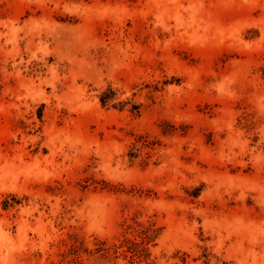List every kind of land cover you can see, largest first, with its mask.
<instances>
[{
  "label": "rangeland",
  "instance_id": "obj_1",
  "mask_svg": "<svg viewBox=\"0 0 264 264\" xmlns=\"http://www.w3.org/2000/svg\"><path fill=\"white\" fill-rule=\"evenodd\" d=\"M0 264H264V0H0Z\"/></svg>",
  "mask_w": 264,
  "mask_h": 264
},
{
  "label": "trees",
  "instance_id": "obj_2",
  "mask_svg": "<svg viewBox=\"0 0 264 264\" xmlns=\"http://www.w3.org/2000/svg\"><path fill=\"white\" fill-rule=\"evenodd\" d=\"M102 101H103V102L105 101V99L103 98V96H102ZM146 243H147V242H146ZM118 246H119V245H118ZM126 250H128V247H127ZM129 250L133 252V249H129Z\"/></svg>",
  "mask_w": 264,
  "mask_h": 264
}]
</instances>
